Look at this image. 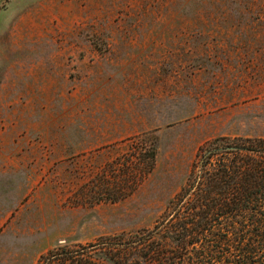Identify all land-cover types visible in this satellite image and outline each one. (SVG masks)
Segmentation results:
<instances>
[{
  "label": "rangeland",
  "instance_id": "rangeland-1",
  "mask_svg": "<svg viewBox=\"0 0 264 264\" xmlns=\"http://www.w3.org/2000/svg\"><path fill=\"white\" fill-rule=\"evenodd\" d=\"M221 138H264V0H0V264L152 229ZM153 145L127 199H79Z\"/></svg>",
  "mask_w": 264,
  "mask_h": 264
},
{
  "label": "trees",
  "instance_id": "trees-1",
  "mask_svg": "<svg viewBox=\"0 0 264 264\" xmlns=\"http://www.w3.org/2000/svg\"><path fill=\"white\" fill-rule=\"evenodd\" d=\"M156 155L154 145L130 148L79 199H127L154 171ZM37 264H264V138H221L202 147L152 229L59 245Z\"/></svg>",
  "mask_w": 264,
  "mask_h": 264
}]
</instances>
